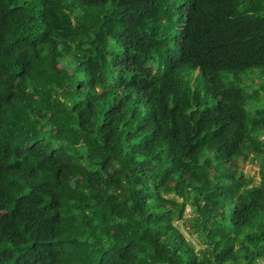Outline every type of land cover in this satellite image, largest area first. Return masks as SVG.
Masks as SVG:
<instances>
[{
    "label": "trees",
    "instance_id": "obj_1",
    "mask_svg": "<svg viewBox=\"0 0 264 264\" xmlns=\"http://www.w3.org/2000/svg\"><path fill=\"white\" fill-rule=\"evenodd\" d=\"M260 77L264 0H0V264L264 262Z\"/></svg>",
    "mask_w": 264,
    "mask_h": 264
},
{
    "label": "rangeland",
    "instance_id": "obj_2",
    "mask_svg": "<svg viewBox=\"0 0 264 264\" xmlns=\"http://www.w3.org/2000/svg\"><path fill=\"white\" fill-rule=\"evenodd\" d=\"M255 81L252 82L250 81V87L251 88H257L261 83L264 82V77H260L259 79L256 78L254 79ZM240 165V169L242 170V172L244 173V175H246L249 178L253 179V183H258L259 177H258V165L256 164V162L251 160V156L249 157V159L245 160V161H240L239 163ZM190 215V209L189 207H187L185 209L184 215H183V219L176 221V225L180 228L181 232L183 233V235L186 237V239L195 247L198 248V243L196 238L192 235L191 232H189L188 230V225L185 221V219H187Z\"/></svg>",
    "mask_w": 264,
    "mask_h": 264
},
{
    "label": "built area",
    "instance_id": "obj_3",
    "mask_svg": "<svg viewBox=\"0 0 264 264\" xmlns=\"http://www.w3.org/2000/svg\"><path fill=\"white\" fill-rule=\"evenodd\" d=\"M260 264H264V262H261Z\"/></svg>",
    "mask_w": 264,
    "mask_h": 264
}]
</instances>
